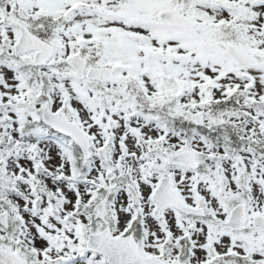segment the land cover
Returning <instances> with one entry per match:
<instances>
[{
    "label": "snow or ice",
    "instance_id": "6c2138e0",
    "mask_svg": "<svg viewBox=\"0 0 264 264\" xmlns=\"http://www.w3.org/2000/svg\"><path fill=\"white\" fill-rule=\"evenodd\" d=\"M0 264H264V0H0Z\"/></svg>",
    "mask_w": 264,
    "mask_h": 264
}]
</instances>
